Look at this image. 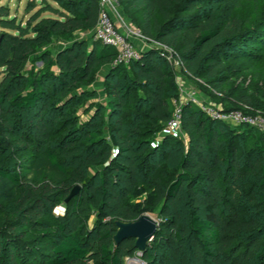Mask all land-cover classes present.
Masks as SVG:
<instances>
[{
  "label": "trees",
  "instance_id": "trees-1",
  "mask_svg": "<svg viewBox=\"0 0 264 264\" xmlns=\"http://www.w3.org/2000/svg\"><path fill=\"white\" fill-rule=\"evenodd\" d=\"M121 1L143 11L144 32L176 48L193 74L207 71L215 83L208 91L211 96L219 91L226 81L219 73L238 50L245 26L238 17L223 19L222 0ZM203 3L215 6L204 9ZM37 6L36 0H29L26 14ZM174 8L177 14L172 13ZM46 11L55 16L42 17ZM99 11V0H42V7L24 23V18L11 13L10 5L0 7V122L10 143L7 160L0 162V177L19 192L15 219L0 226V264H127L126 257L139 251L136 240L126 239L116 246L113 237L117 220L134 221L142 215L138 205L126 199V187L136 185L139 176L151 183L156 201L162 203L160 227L153 239L161 248L179 255L186 247L197 264H260L264 227L231 199L226 203L222 169L235 175L257 170L255 159L264 155V132L213 120L198 106L185 104L182 129L187 145L165 133L151 147L152 140L144 135L165 129L175 110L173 99L180 93L178 83L155 48L142 50L141 58L130 64L116 65L113 47L93 37H69L94 29ZM56 37L67 44L54 55L40 57L48 70L28 69L36 46L48 45ZM104 64L110 67L107 80L111 82L106 88L110 98L89 119L79 122L64 109L82 103V96L98 94L84 83ZM125 66L129 72L119 78ZM76 85L82 94L73 93ZM136 90L140 91L137 97ZM240 102L252 108L247 112L257 111L246 100L225 108H236ZM106 108L111 120L118 116L108 138L93 128ZM25 113L32 117L25 119ZM56 122L64 130L62 140L53 137ZM253 135L257 139L253 148L241 145ZM173 147L181 150L182 158L177 176L165 184L152 160ZM31 151L35 152L31 164L25 171L18 169L15 154ZM99 163L104 165L102 171L83 181L87 169ZM261 171L263 176L250 184L246 194L259 215L264 210V165ZM77 181L82 182L79 194L66 202ZM59 204L65 210L55 215ZM94 210L100 219L92 230L87 220ZM51 215L54 223L45 219ZM17 229L22 230L16 233ZM93 233L97 235L91 238ZM40 244L48 255L31 259L33 252L42 254ZM150 244L143 252L144 263L167 264L166 257L158 263Z\"/></svg>",
  "mask_w": 264,
  "mask_h": 264
},
{
  "label": "rangeland",
  "instance_id": "rangeland-1",
  "mask_svg": "<svg viewBox=\"0 0 264 264\" xmlns=\"http://www.w3.org/2000/svg\"><path fill=\"white\" fill-rule=\"evenodd\" d=\"M29 0H0L1 5H10L11 13L16 14L18 19L24 18V23L33 15V13L42 7V0H36L38 6L29 14H26V6ZM122 2V1H121ZM57 5L55 1L52 2ZM214 4L203 3L200 7L204 9H211ZM125 9L128 6L122 5ZM121 7V8H122ZM129 8V7H128ZM222 15L223 19L231 20L236 17L244 21V31L242 38L238 44V50H236L226 62L225 69L220 72V75L226 76V81L223 86L214 93L212 96L208 92L210 89L214 88L213 78L207 76V71H203L200 75L193 74L187 66L180 63V57L178 55V50L169 45H166L168 52H171L176 59V63H168L166 66L171 70L174 75L175 81L185 82L188 87L196 88L200 96L205 99L211 100V102L224 106H232L237 100H246L251 102L252 106L259 112L264 114V0H222ZM142 11H135L133 18L136 21H141L143 19ZM173 14H177L175 8L173 9ZM190 12H184V15H189ZM44 16H55L52 12L46 11L42 14ZM160 22L163 21L159 17ZM141 28V27H140ZM139 28V29H140ZM136 30V29H134ZM139 31V30H137ZM95 28L91 30H84L75 32L74 35H69L70 38L78 37L80 38H94ZM140 38L145 42V44L157 43L158 41L152 36L148 38L144 30L141 28ZM91 43V42H89ZM67 44L66 40L62 37H56L48 45H37L33 53L30 56L28 69L35 68L36 70H48V66L41 61L40 57L50 53L54 55L58 50L65 47ZM100 46H102L99 43ZM113 66V65H112ZM109 65L104 64L100 68L94 71L91 79L84 83L85 87L94 88L98 90L96 96H82V103L76 104V107H67L64 112H72L77 116L79 122L85 121L90 118L91 114L99 107L100 103H105L109 98V92L106 91L107 85L111 80H107V71L109 70ZM129 72V66H125L124 70L121 71L119 78H124ZM3 78V73L0 70V81ZM185 85V84H184ZM74 92L76 94L81 93V86L76 85ZM218 89V88H217ZM139 90H136V97ZM184 101V98L179 93L177 98L173 99V105L176 107L179 102ZM32 114L25 113L24 118H31ZM118 116L113 117L111 120L109 117L108 109L106 108L102 112V116L97 122L94 123L93 128L99 129V132L108 138L110 131L114 128L115 121ZM15 119H13L14 121ZM239 128V127H238ZM241 128V127H240ZM243 128V127H242ZM1 122H0V162H5L8 158L6 154V149L10 146L9 140L5 137L6 132H4ZM53 137L56 140H62L64 135V130L58 126V122L53 125ZM261 132H264L261 130ZM165 129L158 133H151L144 135L145 138L152 140L151 147L157 146L161 139L165 135ZM11 140L14 137V132L11 133ZM175 139H179L187 145V135L184 133L183 129L179 131ZM85 142L84 140H82ZM13 143V141H10ZM257 142L256 136H248L241 145L247 149H251L255 146ZM9 144V145H8ZM84 144V143H83ZM12 149V154L13 148ZM35 152L31 151L29 153L15 154L14 158L18 169L25 171L27 167L33 161V155ZM116 154V152H113ZM23 157V159H22ZM182 158V153L180 149L173 147L165 152L163 155H155L154 160H152L153 169L156 173L163 176V180L169 183L177 176V166ZM259 161L258 169L251 171L249 173L240 172L235 175L234 171L222 169V181L224 184L226 192V203L230 202V199L235 202L236 206L244 211L248 216L254 217L260 220L261 225L264 227V210L261 215L257 213L258 209L252 207L251 202L254 201L248 197L247 188L252 182H255L263 176L261 171V166L264 165V155L260 158L255 159V162ZM156 165V166H155ZM104 165L99 163L94 167H89L87 169V176L83 181H86L90 177H95L96 173L102 171ZM98 180L94 179V185H97ZM82 186V182H76ZM128 192L127 201L133 202L138 205L141 214H149L157 220H160L161 212L160 208L162 203L156 201L157 195L155 188L150 182H146L141 176H139L138 183L136 185H128L126 187ZM255 200L259 201L258 193L253 194ZM19 197V192L16 188L9 187L3 178L0 177V226L15 219L17 212L15 201ZM264 209V207H263ZM65 210L64 205L59 204L55 207V215H59ZM183 215L186 217V209H183ZM54 215V216H55ZM51 223H54V217L48 216L45 218ZM100 219L98 212L94 210L92 215L87 220V226L89 229H95V226ZM106 220L109 216L105 217ZM22 229H17L16 233H19ZM97 234H92L91 238L96 237ZM31 238L34 234H31ZM24 239V238H23ZM43 247V248H42ZM113 247V246H112ZM111 247V248H112ZM151 251L156 257L158 263L162 258L169 259L167 264H197L191 258L188 248H183L179 255L174 254L168 248L160 247L156 240L151 241L150 244ZM41 249V250H40ZM39 250L42 254H36L33 252L30 256L31 259L38 257L39 259L44 258L48 255V250L45 248L44 244H40ZM36 251V250H35ZM141 251L136 253L134 257H126L127 264H143V254ZM253 264H259L254 262ZM260 264H264V257Z\"/></svg>",
  "mask_w": 264,
  "mask_h": 264
},
{
  "label": "built area",
  "instance_id": "built-area-1",
  "mask_svg": "<svg viewBox=\"0 0 264 264\" xmlns=\"http://www.w3.org/2000/svg\"><path fill=\"white\" fill-rule=\"evenodd\" d=\"M100 11L98 22L95 27L94 40L105 46L113 47L117 51L115 64H130L141 58L142 49L136 45L130 33L123 32L118 26L114 13H119L122 7L121 0H99ZM133 35L140 37L137 30H133ZM166 45L157 42L153 45L148 44V48H155L160 55L171 64L176 63V59L171 52L165 48ZM180 63L184 62L180 59ZM185 65V64H184ZM185 84V85H184ZM179 90L184 101L176 103L172 118L166 123L165 132L177 136L182 130L183 107L185 104H193L213 120L227 123L232 126H249L264 131V114L256 112H247L252 110L246 103L240 102L236 108L226 109L224 106L217 105L211 101L203 99L196 88L188 87L185 82H178ZM143 264L144 261H143Z\"/></svg>",
  "mask_w": 264,
  "mask_h": 264
},
{
  "label": "water",
  "instance_id": "water-1",
  "mask_svg": "<svg viewBox=\"0 0 264 264\" xmlns=\"http://www.w3.org/2000/svg\"><path fill=\"white\" fill-rule=\"evenodd\" d=\"M80 190L81 186L76 185L66 199V202L78 195ZM160 222V220L155 219L149 214H142L134 221L117 220V231L113 237L114 244L119 246L126 239H135L137 249L143 254L159 230Z\"/></svg>",
  "mask_w": 264,
  "mask_h": 264
},
{
  "label": "crops",
  "instance_id": "crops-1",
  "mask_svg": "<svg viewBox=\"0 0 264 264\" xmlns=\"http://www.w3.org/2000/svg\"><path fill=\"white\" fill-rule=\"evenodd\" d=\"M135 11H139V9H137V8H128V7H127V9H125L124 7H122L121 10L119 11V13H114V18H115L118 26L120 27V29L123 32L130 33V37H131L132 41L136 45H138L142 49H146L148 47V45L145 44V42L140 37H138L137 35L135 36V35L131 34L134 29L139 30V31H140L141 28L143 29V21L144 20L142 19L141 21H136L133 18V15H134ZM140 11H142V10H140ZM145 35L148 38H152V36H150V35H148L146 33H145ZM205 99L208 100V101H211V100H209L207 98H205Z\"/></svg>",
  "mask_w": 264,
  "mask_h": 264
}]
</instances>
